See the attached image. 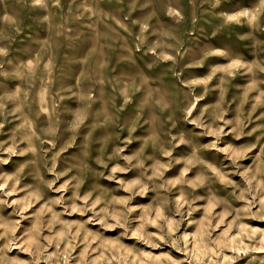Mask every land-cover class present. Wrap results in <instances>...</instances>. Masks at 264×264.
Masks as SVG:
<instances>
[{
    "label": "rangeland",
    "instance_id": "rangeland-1",
    "mask_svg": "<svg viewBox=\"0 0 264 264\" xmlns=\"http://www.w3.org/2000/svg\"><path fill=\"white\" fill-rule=\"evenodd\" d=\"M0 264H264V0H0Z\"/></svg>",
    "mask_w": 264,
    "mask_h": 264
}]
</instances>
